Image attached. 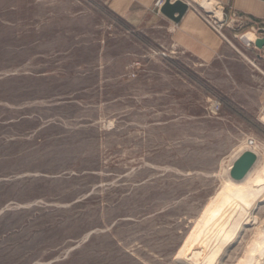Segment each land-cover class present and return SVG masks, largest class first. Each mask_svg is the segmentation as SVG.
<instances>
[{
  "label": "rangeland",
  "instance_id": "374dc122",
  "mask_svg": "<svg viewBox=\"0 0 264 264\" xmlns=\"http://www.w3.org/2000/svg\"><path fill=\"white\" fill-rule=\"evenodd\" d=\"M112 1L0 0V264H183L231 165L264 168V27L196 2L222 41L205 62L159 0Z\"/></svg>",
  "mask_w": 264,
  "mask_h": 264
},
{
  "label": "bare ground",
  "instance_id": "6f19581e",
  "mask_svg": "<svg viewBox=\"0 0 264 264\" xmlns=\"http://www.w3.org/2000/svg\"><path fill=\"white\" fill-rule=\"evenodd\" d=\"M204 9L221 16L211 4H205ZM247 38L251 41L253 36ZM251 151L261 156L256 148ZM233 167L229 169L222 192L216 195L198 222L195 234L180 252L178 259L183 264H221L252 226L255 227L253 239L245 259L239 264H264V221L260 222L256 216L257 209L264 203V168L254 176L251 171L244 180L235 181L231 178Z\"/></svg>",
  "mask_w": 264,
  "mask_h": 264
},
{
  "label": "crops",
  "instance_id": "0c3cea01",
  "mask_svg": "<svg viewBox=\"0 0 264 264\" xmlns=\"http://www.w3.org/2000/svg\"><path fill=\"white\" fill-rule=\"evenodd\" d=\"M157 0H113L111 9L122 18L127 17V11L135 3H139L145 9L151 8ZM176 0H173V2ZM190 4V9L179 23H174L164 17L160 10L157 20L167 23L172 34L173 46L185 50L191 54L204 58L205 62L211 60L221 48V39L212 29L211 25L199 14L197 7L204 8L205 4L217 5L232 16V14L247 19L254 25V29L264 27V0H184ZM209 1V2H208ZM198 2L199 5L196 3ZM161 9V7H160ZM257 27V28H256ZM257 39H264L260 36ZM257 57L263 58L264 49L257 50ZM264 75V73H262ZM260 105L264 109V88L260 94Z\"/></svg>",
  "mask_w": 264,
  "mask_h": 264
},
{
  "label": "water",
  "instance_id": "95a60500",
  "mask_svg": "<svg viewBox=\"0 0 264 264\" xmlns=\"http://www.w3.org/2000/svg\"><path fill=\"white\" fill-rule=\"evenodd\" d=\"M190 9V4L184 0H164V4L160 9V13L174 23H179L187 14ZM258 49H264V39H258L255 43ZM258 157L255 153L247 151L243 153L240 158L235 162L231 170V178L235 181L244 180L251 172Z\"/></svg>",
  "mask_w": 264,
  "mask_h": 264
},
{
  "label": "built area",
  "instance_id": "2783aa9c",
  "mask_svg": "<svg viewBox=\"0 0 264 264\" xmlns=\"http://www.w3.org/2000/svg\"><path fill=\"white\" fill-rule=\"evenodd\" d=\"M164 4V0H159L158 2H157V5L159 6V7H162V5ZM218 28H221V26H217ZM258 40V39H257Z\"/></svg>",
  "mask_w": 264,
  "mask_h": 264
}]
</instances>
